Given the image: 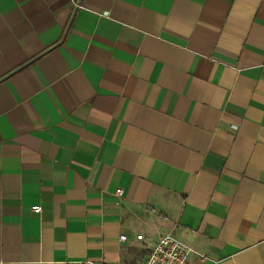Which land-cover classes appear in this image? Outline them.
Wrapping results in <instances>:
<instances>
[{
    "label": "crops",
    "instance_id": "0c3cea01",
    "mask_svg": "<svg viewBox=\"0 0 264 264\" xmlns=\"http://www.w3.org/2000/svg\"><path fill=\"white\" fill-rule=\"evenodd\" d=\"M167 232L264 264V0H0V264Z\"/></svg>",
    "mask_w": 264,
    "mask_h": 264
},
{
    "label": "built area",
    "instance_id": "2783aa9c",
    "mask_svg": "<svg viewBox=\"0 0 264 264\" xmlns=\"http://www.w3.org/2000/svg\"><path fill=\"white\" fill-rule=\"evenodd\" d=\"M115 192L118 195L121 194L120 189H117ZM30 208L34 213L40 211L39 205H32ZM119 238L120 240H125L126 236L122 235ZM140 238L141 235H135V239ZM192 255L203 258L202 253H198L192 247L167 232L157 238L140 264H190V257ZM84 264L97 263L86 261Z\"/></svg>",
    "mask_w": 264,
    "mask_h": 264
}]
</instances>
